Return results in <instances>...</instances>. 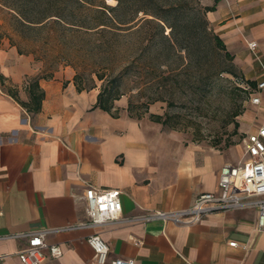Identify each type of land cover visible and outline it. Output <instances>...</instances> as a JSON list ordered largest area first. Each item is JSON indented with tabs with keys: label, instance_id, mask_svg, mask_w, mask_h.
Masks as SVG:
<instances>
[{
	"label": "crops",
	"instance_id": "obj_1",
	"mask_svg": "<svg viewBox=\"0 0 264 264\" xmlns=\"http://www.w3.org/2000/svg\"><path fill=\"white\" fill-rule=\"evenodd\" d=\"M208 16L247 78L262 80L264 0H219ZM249 40L258 42L255 50ZM75 75L70 65L46 71L16 44L0 46V234L87 220L82 196L91 185L121 189L123 216L188 207L199 193L217 190L221 167L241 157L197 142L181 145L176 154L159 152L124 98L115 103L119 111L105 110L97 105L100 89L80 90ZM1 78L16 93L2 88ZM32 78L45 90L38 111L17 98L30 99ZM263 120L264 100L253 103L244 126L253 130ZM92 233L110 243L111 257L134 258L136 264H264V229L255 207L213 212L193 224L117 219L62 229L47 235L62 255H49L43 264H97L87 240ZM26 243L0 239L5 264H23L18 251Z\"/></svg>",
	"mask_w": 264,
	"mask_h": 264
},
{
	"label": "rangeland",
	"instance_id": "obj_2",
	"mask_svg": "<svg viewBox=\"0 0 264 264\" xmlns=\"http://www.w3.org/2000/svg\"><path fill=\"white\" fill-rule=\"evenodd\" d=\"M125 1L126 7L115 11L125 23L118 34L109 27L103 48L98 46L101 35L86 28L75 32L69 26L56 30L24 26L16 12L0 1V46L16 44L46 71L70 65L76 81L87 88L101 90L104 83L111 84L115 73H121V98L128 102L129 114L150 131L159 152L176 154L181 145L197 142L233 158L240 156L247 131L245 115L254 93L246 80L252 78H247L236 53L212 21L209 27L220 33L235 57L228 58L208 39L198 8L206 0ZM141 6L148 10L137 12ZM171 24L176 25L178 38ZM112 64L118 67L114 74ZM226 67L234 72L222 71ZM9 85L1 78V87L15 92ZM154 114L163 115L166 124L156 121Z\"/></svg>",
	"mask_w": 264,
	"mask_h": 264
},
{
	"label": "built area",
	"instance_id": "obj_3",
	"mask_svg": "<svg viewBox=\"0 0 264 264\" xmlns=\"http://www.w3.org/2000/svg\"><path fill=\"white\" fill-rule=\"evenodd\" d=\"M248 45L255 50L258 42L249 40ZM262 91L264 78L258 82V87L253 89L254 104H263ZM218 184L217 190L199 193L194 203L188 207L145 209L141 213L128 216L122 215L121 189L91 185L82 196L86 202L87 220L65 227H43L0 234V239H26L27 243L18 251L22 263L43 264L49 255L59 257L63 253L60 244L47 240L48 234L73 227L100 226L117 219L128 222L193 224L213 212L255 207L258 210L259 225L264 229V120L258 123L255 129L246 131L242 139L241 157L237 161H228L221 167ZM87 240L94 249L97 264H136L134 258L111 257L110 243L100 233H92ZM230 244L237 245L238 241L233 240ZM0 264H5L4 255H0Z\"/></svg>",
	"mask_w": 264,
	"mask_h": 264
},
{
	"label": "trees",
	"instance_id": "obj_4",
	"mask_svg": "<svg viewBox=\"0 0 264 264\" xmlns=\"http://www.w3.org/2000/svg\"><path fill=\"white\" fill-rule=\"evenodd\" d=\"M5 2L10 6L15 12V17L24 26H45L50 27L53 30L59 28V26L70 27L72 31H80L86 28L88 32H94L101 35L98 41V46L103 48L106 40L104 35L107 31L114 27L115 33L118 34L122 23L125 21L117 14V10L126 7L125 0H118L116 5L108 4L105 0H0ZM219 0H215L213 4L200 5L199 10L202 12V20L204 24V29L208 35V39L214 43V45L225 51L228 58L233 59L235 54L228 48L227 43L220 35V33L215 32L210 26V18L208 13L210 11L216 10ZM147 11L145 7L141 6L136 9ZM135 14L131 19H135ZM163 21L168 20L166 17H161ZM131 21V20H130ZM110 27V28H109ZM172 33L175 38H178L176 34V25L171 24ZM114 51V48L112 49ZM19 51L23 52L20 47ZM190 51V49H189ZM116 52V49L115 51ZM111 73H115L117 66L112 64ZM231 71L227 67L222 69V71ZM220 71V72H222ZM234 72V71H231ZM100 78H105L104 73H98ZM111 84H103L102 89L98 95L97 105L101 108L111 111L114 113L115 101L120 99L123 95L121 89V73H115L111 79ZM77 86L80 90L85 89L78 81ZM246 82L252 89L258 87V82L256 79H247ZM89 89V88H88ZM28 91L30 94V99L28 101H22V104L26 106L30 111H38L42 107V101L45 96V90L41 86L38 78H32ZM118 110V109H116ZM155 120L163 122V115L154 114Z\"/></svg>",
	"mask_w": 264,
	"mask_h": 264
}]
</instances>
